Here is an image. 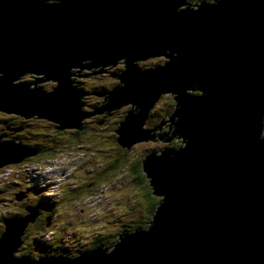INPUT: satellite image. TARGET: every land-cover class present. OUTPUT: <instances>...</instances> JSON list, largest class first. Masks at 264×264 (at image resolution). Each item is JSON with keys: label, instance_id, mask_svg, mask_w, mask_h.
<instances>
[{"label": "water", "instance_id": "water-1", "mask_svg": "<svg viewBox=\"0 0 264 264\" xmlns=\"http://www.w3.org/2000/svg\"><path fill=\"white\" fill-rule=\"evenodd\" d=\"M158 55L169 61L133 66ZM120 58L125 71L107 72ZM102 72L118 86L92 92L69 79ZM33 73L46 74L52 91L16 83ZM195 89L200 96H187ZM166 93L177 99L172 115L145 128ZM86 94L104 101L83 112ZM126 101L132 108L115 131L121 146L185 140L143 162L154 193L165 196L152 227L72 259L15 258L18 237L38 215L26 207L24 218L4 221L0 264H264V0H0L1 112L82 130L84 117ZM2 136L0 167L39 151Z\"/></svg>", "mask_w": 264, "mask_h": 264}, {"label": "trees", "instance_id": "trees-1", "mask_svg": "<svg viewBox=\"0 0 264 264\" xmlns=\"http://www.w3.org/2000/svg\"><path fill=\"white\" fill-rule=\"evenodd\" d=\"M48 1L54 2L56 0ZM163 61L164 64L166 61H169V59L163 57ZM149 65L153 66L150 67V69H155L156 67H158L155 66L156 64L153 62L149 63ZM133 66L140 68L137 64L135 65L134 63ZM42 77L45 78V75L41 76L40 78H26L27 80L23 82H34L37 79L38 81H43L42 84L45 86L47 84H51L49 85V88L55 86V83L46 82V80H42ZM69 79L74 81V87L81 89V87L76 83L74 78L69 77ZM40 89L50 91L45 87H42ZM196 93H198V96H200V90L197 89L187 91V96H196ZM167 95H163L162 97H160L159 101L157 102V104H159V108L157 110L155 109V106L151 108V110L149 111V119L153 121V123H148V125H152L150 127H146L144 124L145 128H153L162 123L160 121L162 117L163 121H165L172 115L170 113L173 111V108L175 109L177 99L175 94L171 93V95H169L170 97ZM81 124L83 127L82 130L76 128L57 129L55 128L57 124L46 119L38 117L24 118L23 116L17 114H8L0 112V131L2 128H11L13 134L15 135L20 145H23L28 148H36L37 150H39L35 156L27 157L18 163H24L29 161L27 163L31 164L38 161H47L46 158L50 157V159H53L57 154H62L63 152H66L67 149L70 148V146L74 145H80L82 146V148L85 146L86 149L92 152L93 150H97L99 152H107L110 150L107 155H105L106 162L101 163L100 165L103 166V171H110L114 173L122 170L123 168H126L129 171L130 180H132L134 183H138L139 186H143L146 188L142 199L140 198L141 201L145 204L146 210H137L135 212H132L131 216L133 217V220L129 221L128 223H125L124 226H114V229L111 232L96 234L95 237H89L90 239L87 240L88 242L94 244L98 243V245H103L101 248L104 249L116 243L120 236V233L125 230H127L131 234L135 232V229L145 231L150 228L151 225L149 223L153 220V216L155 215L162 199L165 196H162L161 194L156 195L154 193L152 184L150 185L151 181L144 172L143 162L145 160L146 155L148 153H151L154 149L160 151L158 155H161L162 152L168 153L170 151L174 153L179 149L184 148L185 140H183L182 137H175L171 138L168 141H161L159 139H156V141L154 142L149 141L154 144L153 147L144 151V153L140 155V157L130 159V155L128 157V153L130 152V148L133 146H131L130 148L123 147L117 141L118 136L115 131L116 129H118L119 124L117 125V123H114V125H112L107 122L98 123V121H95L94 119L81 121ZM168 124L169 123H167L166 121L161 125L159 134H164L168 131ZM38 125L42 126L44 131H40L39 129H37L36 126ZM87 130L90 131V134L85 135ZM88 144L96 145L95 149L90 148ZM141 181H145L144 184H141ZM16 187L24 189L22 192L23 195L27 192V190H29V187L22 186L19 182L0 183V200L6 202L4 203V205L11 206L7 204V195L11 192L9 190L16 189ZM62 187H55L54 190L57 191L55 196H48L45 194V191H47L46 187L39 185L38 187L30 188L33 193L39 194L40 196V198L36 199V201H28L20 204L12 203V205L14 206H19V211H16L14 215H9L10 217H20L26 215V213L29 214L30 211L25 208L30 206L37 207L36 210L38 211V215L34 217L32 222H28L27 226L23 230V234L21 235V237H18L19 241H22V245L20 244L21 246L18 247H20L24 251L18 255L12 252L11 255L13 254L15 258H19L22 255H28L27 257L29 259L38 260L39 258H42L44 256L48 257L54 255V257L61 256L72 259L74 257L79 256L80 252L87 253L99 247L98 245H92L90 247L87 246L84 248L73 249L69 247L67 248V246L65 245V248H60V242L58 241H63L66 238L64 234L67 231H64L65 229L63 230V228H59V226L56 225L53 221L54 215H56V213L59 211V209L57 208L60 201L59 197L61 196L62 191L66 192L65 189H61ZM71 190L73 193L71 199H77L78 201L81 200L82 197H85L84 193H80L79 191H77V187H72ZM91 196L92 194L87 197ZM2 215L5 216L4 218H7L5 214L1 213L0 237L4 231V227L2 226ZM49 234H52L53 238H50L49 240L45 239V237ZM82 236L83 235H81V237ZM77 239H79V237H77Z\"/></svg>", "mask_w": 264, "mask_h": 264}, {"label": "rangeland", "instance_id": "rangeland-1", "mask_svg": "<svg viewBox=\"0 0 264 264\" xmlns=\"http://www.w3.org/2000/svg\"><path fill=\"white\" fill-rule=\"evenodd\" d=\"M133 63L136 64V61ZM43 75L46 74H24L16 83H22L27 80L26 78H40ZM42 78L46 80V78ZM42 82L43 81H38L36 79V81H31L29 83L32 88L45 87L52 91L53 87L49 88L51 84L45 86ZM46 82L54 83L48 80H46ZM201 93L202 91H200V95ZM150 126L152 125H148L147 127ZM36 128L40 131H44L40 125L36 126ZM2 134L5 135L2 136L3 141L19 143L11 128H2L0 135ZM87 134H90L89 130L86 131L85 135ZM88 146L93 149L96 147V145L92 144H88ZM131 146V148L129 147L130 152L128 153V157L130 155L129 158L134 159L140 157L144 151L153 147L154 144L151 142L138 141ZM109 151L99 152L93 150L92 152L86 149L85 146L82 148L80 145H74L70 146L66 152L57 154L53 159H50V157L46 158L47 161H38L31 164L27 163L29 161L24 163L17 162L1 166L0 183L19 182L22 186L29 187V190H27L24 195L22 193L24 190L23 188L16 187V189L9 190L11 192L7 195V204L11 206L4 205L6 202L0 200V215L2 213L7 216V218H4L5 216L2 215L3 233L6 231V224H4V221L12 220L13 218H24V216L28 215V213H26L24 216L10 217L9 215H14L16 211H19V206H14L12 203L20 204L28 201H36L40 196L39 194L33 193L30 188L38 187L45 182H50L52 186L56 188H60L63 185L61 189L66 190V192L62 191L59 197L60 201L57 206L59 211L54 215L53 221L59 228H63V230L65 229L64 231H67L64 234L66 238L63 241H58L60 242V248H65L67 246V248L75 249L98 245V243L94 244L87 240L90 239L89 237H95L96 234L111 232L114 226H124L125 223L133 220L131 216L132 212L146 210L145 204L141 201L146 188L130 180L129 171L126 168L114 173L103 171V166L100 165L106 162L105 155H107ZM159 152L160 151H156L155 156H160L158 155ZM148 178L151 180L150 177ZM144 182L145 181H141L140 183L144 184ZM72 187H77V191L84 193L85 197H82V199L78 201L77 199H71L73 194L71 190ZM90 194H92V196L87 197ZM46 195L55 196V194ZM161 195L164 196L163 194ZM149 224L151 225V222ZM81 235L83 236L81 237ZM77 237H79V239H77ZM50 238H53L52 234L45 237L47 240ZM21 245L19 244L18 246ZM18 246L16 247V251H14L16 255L24 251ZM98 246L100 247L101 245Z\"/></svg>", "mask_w": 264, "mask_h": 264}, {"label": "flooded vegetation", "instance_id": "flooded-vegetation-1", "mask_svg": "<svg viewBox=\"0 0 264 264\" xmlns=\"http://www.w3.org/2000/svg\"><path fill=\"white\" fill-rule=\"evenodd\" d=\"M200 1L214 2L216 0H185V2L189 4L199 3ZM152 62L156 64L155 66L162 65L164 62L163 57L156 56V57H150L147 59H143V61L142 60L136 61L137 65L140 68L153 67L152 65H149V63H152ZM125 69H126V62H125V59L122 58L121 60L117 61L111 67L107 68L106 71L110 73H114V74H120L123 71H125ZM70 77L75 79L76 83L81 87L82 90H87V91H92V92H108V91L113 90L120 83L119 78L111 76L110 74L104 73V72H102L101 74L97 73V74H93V75H89L85 77L75 76V75H70ZM167 94L171 95V93H166L163 95H167ZM80 101L82 102L81 110L83 112H92L101 106V104L104 101V97L102 95L86 94L80 97ZM154 106L156 110L159 108V104L157 103ZM131 108H132L131 102L126 101L118 106L103 109L101 113H94L90 116L84 117L82 121H85L88 119H94L95 121H98V123L107 122L112 125H114V123H117L118 125L125 118L127 112ZM173 111H174V108H173ZM172 112L170 114H172ZM149 115L150 114L147 115L148 117L145 120V126L148 125L149 122L153 123V121L149 119ZM160 121L163 122V117ZM149 141L154 142L156 140H147L145 142H149ZM153 151H158V150L154 149ZM123 233H129V232L125 230L123 231Z\"/></svg>", "mask_w": 264, "mask_h": 264}, {"label": "built area", "instance_id": "built-area-1", "mask_svg": "<svg viewBox=\"0 0 264 264\" xmlns=\"http://www.w3.org/2000/svg\"><path fill=\"white\" fill-rule=\"evenodd\" d=\"M40 177H43V176H40ZM43 178H45V177H43ZM40 186H45L46 187V190L47 191H45V194H51V195H53V194H56L57 193V191L54 190L55 187H53L50 182L49 183L41 184Z\"/></svg>", "mask_w": 264, "mask_h": 264}, {"label": "bare ground", "instance_id": "bare-ground-1", "mask_svg": "<svg viewBox=\"0 0 264 264\" xmlns=\"http://www.w3.org/2000/svg\"><path fill=\"white\" fill-rule=\"evenodd\" d=\"M158 56H162V57H165L164 55H158ZM156 57V56H155ZM122 58H120V59H118L117 61H119V60H121ZM116 61V62H117ZM143 61V60H142ZM43 80V79H42ZM48 91V90H47ZM159 139V138H158ZM160 140H163V139H160ZM46 183V182H45ZM152 188H153V186H152ZM153 190H154V188H153ZM152 221H154V218H153V220ZM151 221V226H150V228L152 227V225H153V222ZM149 230V229H148ZM145 231H147V230H145ZM127 234H130V233H127Z\"/></svg>", "mask_w": 264, "mask_h": 264}]
</instances>
